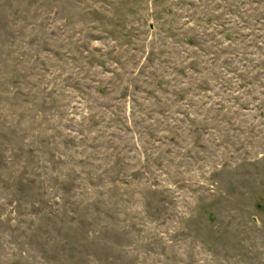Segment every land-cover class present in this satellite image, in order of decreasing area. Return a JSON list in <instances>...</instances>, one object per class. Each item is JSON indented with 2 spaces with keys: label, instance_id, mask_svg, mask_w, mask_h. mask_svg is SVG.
<instances>
[{
  "label": "rangeland",
  "instance_id": "rangeland-1",
  "mask_svg": "<svg viewBox=\"0 0 264 264\" xmlns=\"http://www.w3.org/2000/svg\"><path fill=\"white\" fill-rule=\"evenodd\" d=\"M0 264H264V0H0Z\"/></svg>",
  "mask_w": 264,
  "mask_h": 264
}]
</instances>
